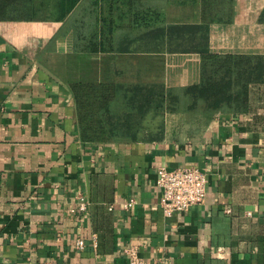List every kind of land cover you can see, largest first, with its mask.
Wrapping results in <instances>:
<instances>
[{"label":"crops","instance_id":"0c3cea01","mask_svg":"<svg viewBox=\"0 0 264 264\" xmlns=\"http://www.w3.org/2000/svg\"><path fill=\"white\" fill-rule=\"evenodd\" d=\"M205 53H264V0H77L60 20L0 21V264H129L131 246L152 264H264V83L242 111L193 105ZM79 82L115 83L112 114L149 95L124 88L138 82L178 106L87 140ZM188 165L206 199L167 216L157 168Z\"/></svg>","mask_w":264,"mask_h":264},{"label":"trees","instance_id":"16d2710c","mask_svg":"<svg viewBox=\"0 0 264 264\" xmlns=\"http://www.w3.org/2000/svg\"><path fill=\"white\" fill-rule=\"evenodd\" d=\"M76 2L77 0H0V21L60 20ZM55 12L60 14L59 17L51 16ZM201 73L199 83L183 88L182 93L195 99L193 105L203 103L207 109L231 108L242 111L248 105L250 85L264 83V53H205ZM72 88L77 98L81 97V126L85 139H101L105 133L120 130L102 118V114H106L116 98L118 87L115 83L79 82L74 83ZM176 96L171 95V98L175 100ZM166 97L168 99L170 95L167 94ZM151 99L153 96L149 100ZM162 115L155 114L156 118ZM122 129L126 133L132 132L127 126Z\"/></svg>","mask_w":264,"mask_h":264},{"label":"built area","instance_id":"2783aa9c","mask_svg":"<svg viewBox=\"0 0 264 264\" xmlns=\"http://www.w3.org/2000/svg\"><path fill=\"white\" fill-rule=\"evenodd\" d=\"M156 183L161 189V207L165 215L171 216L175 213L187 212L192 206L202 204L207 196V173L197 166H181L170 169L167 166L157 168ZM80 210L87 209L86 200L80 196ZM136 204L135 198H130L124 203L127 210H132ZM74 211V209H73ZM79 248H84L85 242L82 238L76 240ZM129 264H152L144 259L137 246L126 249ZM28 264H65L51 260L30 261ZM97 264H114L109 261H99Z\"/></svg>","mask_w":264,"mask_h":264},{"label":"rangeland","instance_id":"374dc122","mask_svg":"<svg viewBox=\"0 0 264 264\" xmlns=\"http://www.w3.org/2000/svg\"><path fill=\"white\" fill-rule=\"evenodd\" d=\"M124 88H132L133 93L138 94H141L142 90H148L149 95H137L131 98L125 97L123 101H119L117 104H115V106L112 107L114 115L111 113L110 106V109L106 111L105 117L107 122L112 126H117V129L123 130L122 128L118 127L127 126L130 131L141 132L142 128L140 125H142V123L140 120L149 119L150 121H158L155 116L156 113L161 114L162 112L164 113V111H173L178 106L179 98L176 96L177 94L175 89L164 87L162 83H156L155 85L150 83V85L146 86L145 84L138 82L134 86ZM158 93L159 97L157 95ZM167 94L170 95L168 99L166 97ZM171 95L176 96L177 99H172ZM151 96H153V99L149 100ZM160 102L162 103L161 105ZM116 119L120 120L118 121ZM143 122L145 123V121Z\"/></svg>","mask_w":264,"mask_h":264}]
</instances>
